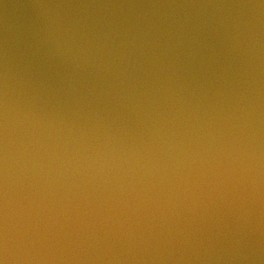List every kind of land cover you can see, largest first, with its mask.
<instances>
[{
    "label": "water",
    "instance_id": "obj_1",
    "mask_svg": "<svg viewBox=\"0 0 264 264\" xmlns=\"http://www.w3.org/2000/svg\"><path fill=\"white\" fill-rule=\"evenodd\" d=\"M0 264H264V0H0Z\"/></svg>",
    "mask_w": 264,
    "mask_h": 264
}]
</instances>
